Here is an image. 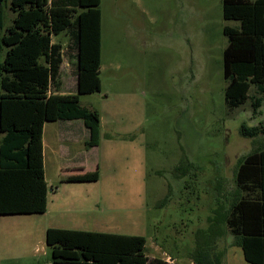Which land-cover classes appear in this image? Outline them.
Segmentation results:
<instances>
[{
    "label": "rangeland",
    "instance_id": "obj_1",
    "mask_svg": "<svg viewBox=\"0 0 264 264\" xmlns=\"http://www.w3.org/2000/svg\"><path fill=\"white\" fill-rule=\"evenodd\" d=\"M99 8L101 89L79 96L98 122L87 114L76 123L97 129V146L86 145L88 132L78 149L85 176L96 177L75 185L63 210L75 212L79 230L144 238L147 264H194L195 234L208 228L217 194L232 193L239 159L264 148L262 135L239 134L242 124H264V99L256 114L250 100L224 103L222 29L238 22L222 19V0H100ZM52 41L64 49L61 92L75 95L71 40L63 32ZM179 162L182 174L174 173ZM43 221L0 216V264H52ZM215 245L222 264H248L231 236Z\"/></svg>",
    "mask_w": 264,
    "mask_h": 264
},
{
    "label": "trees",
    "instance_id": "obj_2",
    "mask_svg": "<svg viewBox=\"0 0 264 264\" xmlns=\"http://www.w3.org/2000/svg\"><path fill=\"white\" fill-rule=\"evenodd\" d=\"M100 0H0V216L40 215L46 211L42 129L45 123L82 120L98 115L79 104L80 95L99 93L101 59ZM4 9L12 18L7 24ZM224 103L237 108L250 100L256 114L264 99V0H222ZM65 32L76 57V94L57 89L61 44L52 38ZM254 87L256 95L249 96ZM86 145L98 144L89 127ZM243 138L264 137V124H242ZM182 162L174 173L183 172ZM184 173V172H183ZM180 174V175H181ZM96 175L68 181H93ZM85 178H88L85 180ZM235 188L217 194L213 217L197 231L194 264H222L216 237L229 235L248 264H264V148L239 159ZM219 192V190H218ZM220 200H222L221 205ZM207 241L203 246L202 242ZM45 244L52 264H147L146 241L139 236L48 229Z\"/></svg>",
    "mask_w": 264,
    "mask_h": 264
},
{
    "label": "crops",
    "instance_id": "obj_3",
    "mask_svg": "<svg viewBox=\"0 0 264 264\" xmlns=\"http://www.w3.org/2000/svg\"><path fill=\"white\" fill-rule=\"evenodd\" d=\"M52 43L54 42L52 41ZM67 48L71 51V53L66 56L71 62V60L75 58V51L73 50V46L69 45ZM63 53L64 49L61 45L62 63L59 68V75L61 74V70L66 71ZM70 74L74 75L75 72L73 71ZM59 75L57 79V89L50 88V92L54 93L56 91V93L62 95V84ZM76 123H78L77 120L56 121L45 123L43 125V176L48 191L46 197V211L43 214L37 215V217H42L44 219V224L40 226L41 231H43L44 234L48 229L82 231L77 229L75 227L76 225H73L77 224L75 212L63 210L64 206L68 205V201L76 195V188H74L75 185H88L93 182L68 181L69 179L83 178L85 176L83 156L78 149L79 146L81 147V143L86 142L89 129L86 128L84 132L82 128L76 125ZM48 167L51 171L50 175H47Z\"/></svg>",
    "mask_w": 264,
    "mask_h": 264
}]
</instances>
